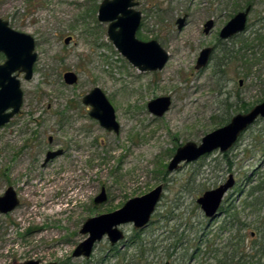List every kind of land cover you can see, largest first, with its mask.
<instances>
[{"label": "rangeland", "instance_id": "374dc122", "mask_svg": "<svg viewBox=\"0 0 264 264\" xmlns=\"http://www.w3.org/2000/svg\"><path fill=\"white\" fill-rule=\"evenodd\" d=\"M101 1L0 0V18L31 34L37 53L30 79L17 71L21 110L0 127V195L13 186L20 201L13 210L0 212V264L30 259L115 264L106 235L91 257L72 255L88 236L80 232L83 223L159 184L163 193L149 224L140 230L133 223L120 225L126 238L116 245L123 251L125 240L140 231L150 249L145 262L213 263L215 250L224 249L231 231L219 233L224 213L206 217L197 198L230 174L235 185L223 205L238 208V225H247L245 243L250 245L264 203L245 208L244 200L249 185L264 175V117L226 152L183 161L171 171L168 164L179 146L199 144L233 115L264 100V0H135V9L142 12L137 37L157 39L169 53L165 66L155 71H141L115 47L108 22L98 19ZM248 4L246 29L222 39L221 28ZM183 16L179 28L177 19ZM210 19L214 26L205 33ZM206 46L213 47L212 58L196 68ZM231 54L237 59L221 65ZM67 71L77 74L75 83L65 82ZM95 86L114 106L118 132L102 126L83 103ZM163 95L171 97V105L157 116L148 101ZM57 149L63 153L44 162L46 152ZM102 187L108 198L95 204Z\"/></svg>", "mask_w": 264, "mask_h": 264}, {"label": "water", "instance_id": "95a60500", "mask_svg": "<svg viewBox=\"0 0 264 264\" xmlns=\"http://www.w3.org/2000/svg\"><path fill=\"white\" fill-rule=\"evenodd\" d=\"M135 0H102L98 9V19L109 22L108 35L115 47L134 66L141 71L162 69L169 59V53L156 39L141 40L136 33L141 23V11L135 9ZM251 5L237 12L220 30L221 38H229L246 29ZM178 27L185 23V16L177 19ZM214 22L212 19L204 24V32L209 33ZM71 37H67L68 43ZM0 53L5 60L0 63V127L9 123L20 112L23 104V91L17 71L25 72V78L30 79L34 73V63L37 59L35 39L26 32L14 29L7 20L0 18ZM212 47H204L196 61V68L209 63ZM66 83L73 84L78 76L73 71L64 73ZM83 102L91 106L90 115L99 120L108 130L119 131L120 124L116 119L115 108L105 92L98 86L93 87L83 97ZM171 105V97L158 96L148 102V109L157 116H162ZM264 117V100L252 106L247 112L232 116L226 124L208 132L199 144L188 141L179 146L168 164V170L179 167L181 162H190L215 150L226 152L233 147L239 137L249 126ZM62 154V149L49 150L44 162ZM235 185V177L230 174L227 180L215 188L206 190L197 198L206 217L212 219L220 214L223 200L228 191ZM163 193V185L159 184L148 193L129 198L122 207L91 216L83 223L80 232L88 236L75 247L72 255L75 257H91L95 244L106 235L112 246L125 239V233L120 225L133 223L137 230L145 228L155 211ZM108 198L105 187L94 198V203H102ZM20 201L13 186L6 188L0 195V212L7 213L19 205ZM15 264H57L44 263L40 259H30ZM165 264H170L167 261Z\"/></svg>", "mask_w": 264, "mask_h": 264}, {"label": "trees", "instance_id": "16d2710c", "mask_svg": "<svg viewBox=\"0 0 264 264\" xmlns=\"http://www.w3.org/2000/svg\"><path fill=\"white\" fill-rule=\"evenodd\" d=\"M236 54L226 56L221 65L237 59ZM226 120L227 118L223 119V121ZM259 178L257 185H249L250 187L244 200L245 208H255L257 204L264 203V175ZM221 212L224 213L225 217L219 227V233L226 229H230L231 232L224 245L225 250L219 251V249H216L215 255H213L214 261L209 264H264V215L261 216L256 227L255 234L257 238L250 245H247L244 233V228L247 225L245 227L238 225V208L235 205H222ZM140 233V231H136L133 237L125 240V249L123 251L117 245L110 247V251L114 252V254L110 255V258L115 260V264H151L145 262V255L149 247L144 244ZM100 261L104 262L106 260Z\"/></svg>", "mask_w": 264, "mask_h": 264}, {"label": "flooded vegetation", "instance_id": "af4514ba", "mask_svg": "<svg viewBox=\"0 0 264 264\" xmlns=\"http://www.w3.org/2000/svg\"><path fill=\"white\" fill-rule=\"evenodd\" d=\"M248 5H251V4H248ZM248 5H247V6H248ZM251 8H252V5H251ZM98 9H99V7H98ZM137 10H138V9H137ZM240 11H241V10H240ZM238 12H239V11H238ZM141 15H142V12H141ZM141 20H142V17H141ZM140 24H141V23H140ZM108 26H109V22H108ZM14 29H15V28H14ZM138 29H139V28H138ZM107 33H108V29H107ZM240 33H241V32H240ZM240 33H238V34H240ZM238 34H235V35H238ZM136 35H137V33H136ZM235 35H233V36H235ZM108 36H109V35H108ZM219 36H220V32H219ZM233 36H231V37H233ZM109 38H110V37H109ZM229 38H230V37H229ZM139 39H140V38H139ZM222 39H228V38H222ZM141 40H142V39H141ZM156 40H157V39H156ZM144 41H147V40H144ZM158 42H159V41H158ZM206 47H207V46H206ZM210 47H212V46H210ZM203 48H204V47H203ZM203 48H202V49H203ZM202 49H201V50H202ZM200 52H201V51H200ZM213 52H214V50H213V47H212V53H211V56H210L209 61H210L211 58H212ZM199 54H200V53H199ZM4 56H5V55H4ZM197 58H198V57H197ZM196 61H197V60H196ZM0 63H1V62H0ZM86 94H87V93H86ZM84 96H85V95H84ZM152 99H153V98H152ZM150 100H151V99H150ZM150 100H149V101H150ZM82 101H83V99H82ZM149 101H148V102H149ZM83 103H84V102H83ZM84 104H85V103H84ZM90 110H91V109H90ZM89 115H90V111H89ZM90 116H91V115H90ZM50 140H52L51 137H50ZM48 151H49V150H48ZM48 151H47V152H48ZM47 152H46V153H47ZM62 153H63V150H62ZM52 159H53V158H52ZM50 160H51V159H50ZM220 211H221V209H220ZM254 233H255V232H254ZM254 233H253V234H254ZM125 238H126V237H125ZM166 262H167V261H166ZM166 262H165V263H166ZM169 262H170V261H169ZM165 263H164V264H165ZM170 264H171V262H170Z\"/></svg>", "mask_w": 264, "mask_h": 264}]
</instances>
